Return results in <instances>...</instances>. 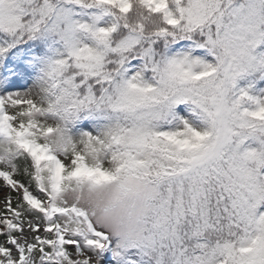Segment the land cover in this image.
Returning <instances> with one entry per match:
<instances>
[{"label": "snow or ice", "instance_id": "snow-or-ice-1", "mask_svg": "<svg viewBox=\"0 0 264 264\" xmlns=\"http://www.w3.org/2000/svg\"><path fill=\"white\" fill-rule=\"evenodd\" d=\"M264 0H0V264H264Z\"/></svg>", "mask_w": 264, "mask_h": 264}, {"label": "trees", "instance_id": "trees-1", "mask_svg": "<svg viewBox=\"0 0 264 264\" xmlns=\"http://www.w3.org/2000/svg\"><path fill=\"white\" fill-rule=\"evenodd\" d=\"M260 48L264 49V45H261ZM262 209H264V206H262Z\"/></svg>", "mask_w": 264, "mask_h": 264}]
</instances>
